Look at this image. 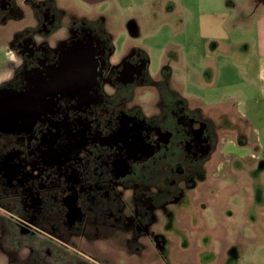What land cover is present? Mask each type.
<instances>
[{
  "label": "flooded vegetation",
  "instance_id": "flooded-vegetation-1",
  "mask_svg": "<svg viewBox=\"0 0 264 264\" xmlns=\"http://www.w3.org/2000/svg\"><path fill=\"white\" fill-rule=\"evenodd\" d=\"M57 2L0 0V264H111L79 249L123 230L127 200L158 206L224 170L204 168L218 138L151 76L139 23L63 24Z\"/></svg>",
  "mask_w": 264,
  "mask_h": 264
},
{
  "label": "rangeland",
  "instance_id": "rangeland-1",
  "mask_svg": "<svg viewBox=\"0 0 264 264\" xmlns=\"http://www.w3.org/2000/svg\"><path fill=\"white\" fill-rule=\"evenodd\" d=\"M58 1L63 24L79 12L110 29L119 20L139 23L151 76L166 73L170 88L198 105L218 138L220 154L204 168L218 156L224 169L218 179L205 171L210 182L181 183L174 201L127 200L123 230L97 235L96 248L79 251L111 264H264V158L251 159L264 146V130L249 125L238 104L246 46L235 29L242 23L231 15L234 0H104L96 7Z\"/></svg>",
  "mask_w": 264,
  "mask_h": 264
},
{
  "label": "crops",
  "instance_id": "crops-1",
  "mask_svg": "<svg viewBox=\"0 0 264 264\" xmlns=\"http://www.w3.org/2000/svg\"><path fill=\"white\" fill-rule=\"evenodd\" d=\"M231 12L242 23L235 29L240 30L241 35H237L246 46L242 67L244 87L238 92V104L243 108L242 117L247 123L259 124V130H264V0H234ZM227 53L233 54V49L229 48ZM258 148V155L251 156L255 161L258 156L264 158V146L261 144Z\"/></svg>",
  "mask_w": 264,
  "mask_h": 264
}]
</instances>
